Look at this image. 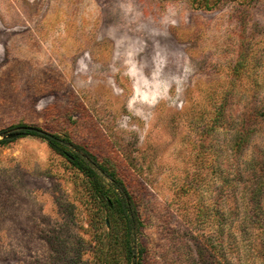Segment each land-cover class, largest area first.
Masks as SVG:
<instances>
[{"label": "rangeland", "instance_id": "obj_1", "mask_svg": "<svg viewBox=\"0 0 264 264\" xmlns=\"http://www.w3.org/2000/svg\"><path fill=\"white\" fill-rule=\"evenodd\" d=\"M19 126L71 140L126 193L37 135L3 138ZM2 139L0 264H128L115 196L136 216L131 264H264L244 223L246 172H264V0H0Z\"/></svg>", "mask_w": 264, "mask_h": 264}, {"label": "trees", "instance_id": "obj_2", "mask_svg": "<svg viewBox=\"0 0 264 264\" xmlns=\"http://www.w3.org/2000/svg\"><path fill=\"white\" fill-rule=\"evenodd\" d=\"M250 128L245 127L243 131H241L238 134L237 138V144H240V146L245 142V140H248L251 133L254 130H249ZM20 135H37L43 139H45L49 146L58 154L62 155L70 164L77 166V168L83 170V172H86L87 175L90 177H93L95 184L100 188L99 193L101 195L106 192L115 191L117 189H121L123 193H126L125 186L117 182L113 177L109 175H105L108 179V181L104 182L103 179H100L97 176V169L101 171L104 170V168L98 164L96 159L91 154H81L74 150L75 145L71 140H68L64 137H60L58 135L46 132L41 130L40 128L35 129H23L20 132ZM11 140L8 139H2L0 140V143L8 142ZM260 167L253 168V171L251 174L249 172H246V176L249 178L247 181V184L245 186V192L247 194L248 203L253 205L255 208H257V212H254L249 215L247 219H245L244 223H256L260 225L259 227H262V233L264 234V172H260ZM102 172V171H101ZM241 182V181H239ZM243 183V182H241ZM103 197V196H101ZM130 196H124L123 198H119L118 196H115L114 202L119 206V209L122 211L124 218H125V242H126V256L128 264H131V262L134 261L135 253L132 248V237L133 236V230L136 227V216L134 214V209L132 207ZM113 203V202H112ZM109 202L106 201V205H108ZM114 205V203H113ZM261 209V212H260ZM261 213V215H260ZM222 222V220H221ZM219 229V234L221 237V234L223 233V224H221ZM243 235H245L242 232ZM248 238V236H247ZM209 240V239H208ZM222 242V241H221ZM242 244V243H241ZM200 258L203 261V264H208V258L207 253L204 251L199 252ZM204 260H206L204 262ZM217 264H221V262H217Z\"/></svg>", "mask_w": 264, "mask_h": 264}, {"label": "water", "instance_id": "obj_3", "mask_svg": "<svg viewBox=\"0 0 264 264\" xmlns=\"http://www.w3.org/2000/svg\"><path fill=\"white\" fill-rule=\"evenodd\" d=\"M23 129H35V128L34 127H28V126H19L17 128H14V132H11V133L3 136V138L10 139V138L16 137L20 134L19 132Z\"/></svg>", "mask_w": 264, "mask_h": 264}]
</instances>
